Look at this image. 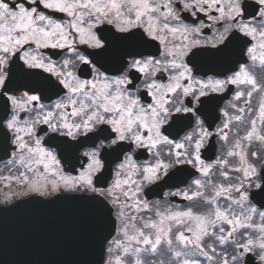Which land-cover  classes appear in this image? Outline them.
<instances>
[{
  "label": "snow or ice",
  "instance_id": "obj_1",
  "mask_svg": "<svg viewBox=\"0 0 264 264\" xmlns=\"http://www.w3.org/2000/svg\"><path fill=\"white\" fill-rule=\"evenodd\" d=\"M46 49L68 58L53 63ZM234 49L231 75L197 78L207 76L202 59ZM106 56L113 63L101 71ZM77 65L91 66L92 78ZM17 73L28 82L16 83ZM0 89V99L20 93L7 95L0 117L18 173L3 177L5 187L91 194L102 220L110 207L116 234L104 264H264V204L252 203L264 197V0H0ZM97 139L110 143L76 155ZM44 144L66 152L73 171L80 159L78 174ZM145 152L151 160L137 164ZM105 158L118 161L110 177ZM174 181L186 188L166 199L180 196L185 208L143 199Z\"/></svg>",
  "mask_w": 264,
  "mask_h": 264
},
{
  "label": "water",
  "instance_id": "obj_2",
  "mask_svg": "<svg viewBox=\"0 0 264 264\" xmlns=\"http://www.w3.org/2000/svg\"><path fill=\"white\" fill-rule=\"evenodd\" d=\"M4 100L0 117L6 115ZM11 150L9 135L5 151L0 132V162ZM115 230L112 209L102 220L91 197H29L0 207V264H103Z\"/></svg>",
  "mask_w": 264,
  "mask_h": 264
},
{
  "label": "flooded vegetation",
  "instance_id": "obj_3",
  "mask_svg": "<svg viewBox=\"0 0 264 264\" xmlns=\"http://www.w3.org/2000/svg\"><path fill=\"white\" fill-rule=\"evenodd\" d=\"M25 4L27 5V0H24ZM39 11H43L46 15H50L53 19L57 20L58 22L67 19L64 14L61 13H52L49 10H45V9H38ZM186 21V22H190ZM201 19H206V18H201ZM217 27H220V25H217ZM212 34L211 29H206L204 35L207 38H210ZM79 50L82 52V54L88 55L89 53H92L94 50L93 49H89L86 48L85 46H79ZM44 55L50 59L53 63L59 64L63 61V59L68 58L64 53L60 52L59 50H53V49H46L43 50ZM235 53L236 50H232L230 52H228L227 54L220 56V57H215V58H204L200 61L201 64V73L203 72H207V76L203 75V74H199L197 78L199 79H207L209 77H212L214 79H224L225 75H231L230 72H226V69L231 65V63L233 62V60L235 59ZM89 59L90 61L94 60L95 58L92 57L91 55H89ZM101 63L103 64V68H101V71H104V69H110L113 63V57L111 56H106L104 58H102ZM189 66L191 67V64H189ZM11 67V65H10ZM97 67H99V65H97ZM85 69H87V71H85ZM26 71H28L26 69ZM33 71H39V70H33ZM75 72L76 74L81 78V79H91V66H83V65H77L75 68ZM217 74V75H214ZM221 73L225 74V75H221ZM42 75H47L45 73H41ZM106 75H112L113 73L111 71H108L105 73ZM118 75V74H117ZM131 78V77H130ZM166 77L164 78V81H166ZM14 80L16 83H27L28 80L27 78H25L22 74L17 73L16 76L14 77ZM140 81H135L134 86H130V90L131 91H135V85H139ZM12 87V86H10ZM0 91H3V89H0ZM21 92H25L28 91L27 88H21L20 89ZM20 93L14 92V91H9L5 94V96L3 97L6 100L7 95H19ZM30 94H39V93H30ZM227 99L223 100L220 102V108H224V106L227 104L228 100L231 99V93H226ZM60 97L57 96H53L51 100L49 99H44L42 100V103H44L45 105L50 104L52 101L54 100H58ZM11 112V105L9 104V113ZM217 112H219V109H217ZM21 115H24L23 113ZM201 119H203V117H201ZM216 123H219V121H216ZM43 128V131L38 130L37 134L40 136H44V132L47 130L46 126H41ZM243 127V126H241ZM191 129H189L190 131ZM212 131H215V124L213 125ZM241 134H243V132H241ZM181 135H183V133H181ZM10 136V144L11 143V134H9ZM61 139H67V138H61ZM83 139V137L81 138ZM101 142L107 144L110 143V141H102L100 139H97L94 143L90 142L85 144L83 147H81L79 149V151L76 153V155L79 157L81 153H83L84 151H90L93 150L97 145H99ZM74 143V142H72ZM212 144L214 145L213 151L211 153L212 158L214 159L215 155H218L219 152L221 151L220 145L216 143L215 140L212 141ZM13 146V145H12ZM45 148H47L50 151H55L57 154V157L59 159H61V166L62 168L66 171V174H78L79 172V168H80V164H81V160L77 159L75 161V171H73V162L71 161L69 155L64 152L62 155V149L60 148H56L52 145L49 144H44L43 145ZM14 148V146H13ZM103 151H111V149H104ZM103 151H102V155H103ZM210 155L209 153H205V156ZM13 158V152L10 155V158L5 161L0 163V181L3 182V177H9L12 176L13 174L18 175V173L16 172V170L14 168H12L11 164L9 163V161H11ZM121 159H123V156H121ZM151 160V157L148 156V154L145 152L143 156H141L139 159L136 160L137 164L139 165H143V164H147L149 161ZM104 164H105V169H104V174L107 177H110L111 173L113 172V170L116 167V163H118V161H114L112 158H105L104 159ZM9 169H11V171H9ZM31 175V174H29ZM163 182L161 181V184ZM186 188L185 184H181L178 181H174V182H170L169 185L167 186H163L160 188L155 187L154 185L152 186V190H149L148 188L145 189V191L147 192V195L143 197V199L149 201L150 203H158L160 205H164L165 203H167L168 206H171L173 208L176 209H182L185 208L188 205V201L182 200L180 196H172V197H167L166 199V194L169 192H180L182 190H184ZM18 190V188H11L10 189H0V196L2 193L5 192H10V193H15ZM255 190L253 189V192ZM13 195V194H11ZM59 195H80V196H91V194H85V193H70V192H60V193H56L50 196H40L38 194L35 193H30V194H18L13 195L14 197H17L16 200L19 199H23L29 196H38V197H42V198H52L55 196H59ZM223 203V201H221ZM252 203L254 204V206L256 207H260L262 204H264V197H259L257 196L255 198V200L252 201ZM115 217V216H114ZM229 252H231V249H229ZM253 260V264H255V257H252Z\"/></svg>",
  "mask_w": 264,
  "mask_h": 264
},
{
  "label": "rangeland",
  "instance_id": "obj_4",
  "mask_svg": "<svg viewBox=\"0 0 264 264\" xmlns=\"http://www.w3.org/2000/svg\"><path fill=\"white\" fill-rule=\"evenodd\" d=\"M8 183L7 181H0V189H10L11 188H17V186L15 185V183H12L9 187H5V184ZM16 195L18 194H22L23 195V192H20L19 190H17L16 192ZM13 193H10V192H5V193H2L1 196H0V204L1 205H4V204H9L11 203L12 201H14L15 199H17V197H14L13 195H11ZM6 197H11V199H8L6 200ZM108 247V246H107ZM106 258H107V252H106ZM105 258V259H106Z\"/></svg>",
  "mask_w": 264,
  "mask_h": 264
}]
</instances>
